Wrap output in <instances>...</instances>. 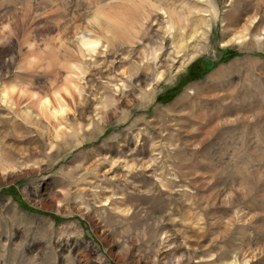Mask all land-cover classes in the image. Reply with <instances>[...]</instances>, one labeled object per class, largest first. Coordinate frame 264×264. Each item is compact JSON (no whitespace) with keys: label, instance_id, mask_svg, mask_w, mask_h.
<instances>
[{"label":"rangeland","instance_id":"1","mask_svg":"<svg viewBox=\"0 0 264 264\" xmlns=\"http://www.w3.org/2000/svg\"><path fill=\"white\" fill-rule=\"evenodd\" d=\"M0 264H264V0H0Z\"/></svg>","mask_w":264,"mask_h":264}]
</instances>
